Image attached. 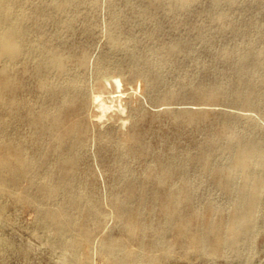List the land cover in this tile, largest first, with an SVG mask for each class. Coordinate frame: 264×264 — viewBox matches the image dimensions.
<instances>
[{
    "label": "rangeland",
    "instance_id": "rangeland-1",
    "mask_svg": "<svg viewBox=\"0 0 264 264\" xmlns=\"http://www.w3.org/2000/svg\"><path fill=\"white\" fill-rule=\"evenodd\" d=\"M47 1L50 0L36 2L47 6ZM88 5L84 0L83 7L80 4L78 10L70 11V27L57 17H48L45 31L32 29L29 36H46L45 43L61 46L70 53L68 65L89 91L99 82L105 83L104 77L113 73L124 84L125 113L115 108L99 122L87 125L83 149L86 153L81 156L84 159L72 182L85 194H93L91 199L102 213L101 223L89 242L77 249V261H73L70 252L51 241V233L37 221L36 205L18 203L11 194L0 195V264H113V258L100 249L107 237L122 242L117 257L139 254L136 264H264V193L253 210L254 225L244 231L239 242L222 244L216 237L228 233L227 223L234 214L243 180L232 179L228 182L231 187L224 192L217 186V175L203 171L195 160L200 152L209 150L212 168L219 169L218 166H228L235 141L263 140L256 142L259 145L264 142V69L252 61L241 65L244 54H254L264 47V0L223 1L217 6L213 0H193L186 12L167 4H162L163 8L149 7L148 0H96L94 6ZM244 23L249 25L248 31H244ZM110 36L117 37V46L111 45ZM79 50L86 54L83 68L74 65ZM155 75L160 76L156 84L150 77ZM241 80L253 88L247 104L234 97ZM24 82V108H33L35 80L28 73ZM139 85L141 89L137 90ZM213 91L219 95L204 97ZM1 112L0 128L4 120ZM227 120L229 125L223 127ZM17 131L25 139L28 154L34 153L28 125H18ZM170 168L172 175L166 178ZM155 173L163 176L167 185L188 194L180 196L181 209L184 216L191 218L195 210L199 212L193 224L202 228L209 217L220 221V227L205 229L208 237L201 248L193 247L188 238L177 237L171 227L161 231L165 215L159 204L147 206L144 214H137L144 224L151 223L149 228L128 230L122 226L123 218L119 216L124 205L114 199L115 195L121 194L126 185L136 188L148 184L157 188L159 179ZM132 207L136 208L137 203ZM70 211L81 223L84 221L85 213L75 206ZM149 256L155 259L149 261Z\"/></svg>",
    "mask_w": 264,
    "mask_h": 264
},
{
    "label": "bare ground",
    "instance_id": "bare-ground-1",
    "mask_svg": "<svg viewBox=\"0 0 264 264\" xmlns=\"http://www.w3.org/2000/svg\"><path fill=\"white\" fill-rule=\"evenodd\" d=\"M36 1L0 0V111L4 114L3 124L0 128V195L11 194L18 203L36 205L37 221L42 222L44 227L51 233L49 237L51 241L59 243L64 249L70 252L71 256H69L71 260L77 261V249L81 245L89 242L93 231L99 227L102 220V213L97 207L98 203L96 204L94 199H91L94 198L93 194H85L80 190L82 189L80 186L75 188L72 184L79 171L80 160L84 159V157L81 159V156L86 153L83 152V149L86 143L87 125L99 122L109 111H114L115 108L117 111L125 113L126 104L122 102L125 101L124 97L127 93L123 97L125 93L124 84L122 79L116 76L118 74L114 75V73L112 76L104 77V80L101 75V79L105 83L99 82L94 89L89 91L83 84L82 78L76 77L77 75H75L74 69L72 70L69 67L70 53H67L61 46L55 47L45 43L43 37L46 36H29V32L32 29L44 32V21L48 17H52V19L57 17L66 27H70L73 18L70 11L77 9L76 7L80 4L82 6L84 0H50L49 2L47 1V6L43 5L44 7ZM86 1L91 6H94L96 3V0ZM148 1L149 7H161L162 4H167L169 6H178L185 12L193 2V0ZM223 1L231 2L232 0H213V3L217 6ZM91 14L93 13L91 12ZM115 25L113 23L112 27ZM244 26V31H248L247 28L249 25H245L244 23ZM115 28H113L114 32ZM88 29L90 30V26ZM88 29L86 30L88 31ZM85 33L87 32L85 31ZM245 33L244 35H246ZM116 36H110L112 46L118 45ZM175 47L173 46L174 49ZM241 49L243 50L242 45ZM246 49L244 47L245 51ZM248 52L243 55L241 65L243 66L246 62L252 61L257 65V68L262 67L264 69V47L258 49L255 53L253 52L254 54L251 52L249 54ZM74 61L76 67H85V51H80ZM106 65L104 67L102 65L101 67L105 68ZM111 68L113 67L111 66ZM28 73L32 75L36 84L35 90L33 91L32 89L33 93L35 92L36 94H34L36 98L33 101L36 108L33 105V108L25 109L22 100L27 84L24 82V76ZM78 73L80 72L78 71ZM145 76L147 74L144 75V79ZM150 77L154 84L160 81L159 75ZM262 78H264V70ZM236 86L234 90L236 100H241L246 104L249 103L250 96L253 93L252 85L241 80ZM135 88L133 90L135 92L133 93L140 90L141 86L139 85L137 90ZM214 91L209 94H204V97L218 96L219 94ZM105 93L110 94V96H105ZM110 114L112 115V112ZM122 121L124 125L125 122L124 120ZM22 123L28 125L32 134V143L33 147H35V151L32 154H28L25 139L17 131L18 125ZM228 125V120L223 123V127H227ZM255 141L253 140V142ZM256 142L250 143L244 140L235 141L232 145V154L228 166H218L219 169L212 168L209 160V150H203L195 158L201 164L203 171L217 175V186L224 192H227V189L231 187L228 182H232V179L240 177L243 180L239 197H237V202L234 205V214L227 223L228 233L225 236L216 237V241L219 240L222 244L227 245L239 242L244 236V231L255 223L253 210L259 205V201L262 198L261 195L264 193V142L261 145ZM123 154L125 155L126 153ZM186 162L184 161V163ZM170 164H168L170 165L169 167H172L173 164ZM180 165L178 164V166ZM180 167L184 169L182 165ZM172 171V168L168 170L166 178L172 175ZM181 171L180 173H182ZM162 178L163 176L158 177L159 184L157 188L152 189L148 184L139 185L136 188L126 185L122 189L121 194L115 195L114 199L122 202L124 205L120 209L119 216L120 219L123 218L121 221L123 223L122 226L128 230H144L146 227L149 228L151 223L148 225L144 224L145 222L143 223L138 219L137 214L139 216L147 206L150 208L159 204L161 211L165 215L161 224V231L167 227H171L175 230L177 237L188 238L193 247L201 248L208 237L205 229L209 227H220V221L209 217L206 221L207 223L201 226L202 228L193 224V220H197L199 212H195V210L192 214L194 217L191 218L189 215L187 217L184 216L181 209L182 201L180 196L188 194L176 190L177 188L174 189L170 184L167 185L162 181ZM23 182H26V184L24 185ZM235 195L237 196V194ZM96 200L98 201V199ZM135 203H137V207L133 208L132 206ZM74 206L81 213H85L83 215L85 219L82 223L71 214L70 208ZM210 207L212 210L215 209L212 206ZM127 212L129 214L123 217V214ZM159 237L160 235H158ZM121 247L122 242L120 240L107 237L102 241L100 249L106 256L113 258V264H136L140 258L139 254L126 253L124 257H117L118 251H121ZM84 257H87L86 253H84ZM146 258L149 261L155 259L150 256Z\"/></svg>",
    "mask_w": 264,
    "mask_h": 264
}]
</instances>
